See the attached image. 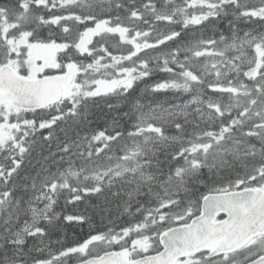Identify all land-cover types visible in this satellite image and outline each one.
I'll list each match as a JSON object with an SVG mask.
<instances>
[{"label": "snow or ice", "instance_id": "1", "mask_svg": "<svg viewBox=\"0 0 264 264\" xmlns=\"http://www.w3.org/2000/svg\"><path fill=\"white\" fill-rule=\"evenodd\" d=\"M0 264H264V0H0Z\"/></svg>", "mask_w": 264, "mask_h": 264}, {"label": "trees", "instance_id": "2", "mask_svg": "<svg viewBox=\"0 0 264 264\" xmlns=\"http://www.w3.org/2000/svg\"><path fill=\"white\" fill-rule=\"evenodd\" d=\"M137 96H139V92L136 93ZM172 97H171V94H169L168 96H164V95H160L158 96L156 99H158L159 101L163 102L165 100H170ZM152 97L148 96V97H144L141 102L142 103H150L152 102Z\"/></svg>", "mask_w": 264, "mask_h": 264}]
</instances>
